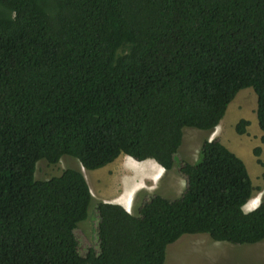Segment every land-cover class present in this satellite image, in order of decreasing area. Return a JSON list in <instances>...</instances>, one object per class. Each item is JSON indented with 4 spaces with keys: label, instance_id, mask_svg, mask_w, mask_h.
Masks as SVG:
<instances>
[{
    "label": "trees",
    "instance_id": "obj_1",
    "mask_svg": "<svg viewBox=\"0 0 264 264\" xmlns=\"http://www.w3.org/2000/svg\"><path fill=\"white\" fill-rule=\"evenodd\" d=\"M247 88L264 133V0H0V264H166L184 235L264 242V198L244 210L251 176L218 140L178 163L179 198L147 194L136 215L95 201L79 167L35 178L63 157L170 172L184 129L212 132ZM90 209L98 250L82 255Z\"/></svg>",
    "mask_w": 264,
    "mask_h": 264
},
{
    "label": "rangeland",
    "instance_id": "obj_2",
    "mask_svg": "<svg viewBox=\"0 0 264 264\" xmlns=\"http://www.w3.org/2000/svg\"><path fill=\"white\" fill-rule=\"evenodd\" d=\"M256 110L257 95L252 88H247L238 93L224 118L212 132L185 128L175 168L170 172H164L162 178L163 168L153 160L142 162L144 166L141 165L139 168L142 167L143 171L144 168L148 170L141 173V170L136 171L132 169L130 163H126V159H133L125 155H121L108 166L93 171L85 170L71 157H63L56 165L41 160L37 164L35 178L48 180L61 175L66 168L79 167L85 174L97 202L115 203L118 194L129 195L134 191L136 195L133 198L131 213L136 215L137 208L142 206L147 194L159 192L171 200L179 198L186 187V180L178 172V163L182 160L191 164L197 163L203 142L218 140L239 156L247 166L256 190L253 198L244 207V210L249 212L264 198V166L258 163L259 159L264 162V133L259 128ZM240 120L249 122L244 134H238L236 131ZM257 149H260L259 157L255 153ZM98 223L97 210L90 209L87 220L81 222L75 231L82 255L90 248L98 250ZM166 264H264V242L255 245H235L215 242L206 234L184 235L167 248Z\"/></svg>",
    "mask_w": 264,
    "mask_h": 264
},
{
    "label": "crops",
    "instance_id": "obj_3",
    "mask_svg": "<svg viewBox=\"0 0 264 264\" xmlns=\"http://www.w3.org/2000/svg\"><path fill=\"white\" fill-rule=\"evenodd\" d=\"M130 158V157H129ZM155 162V161H154ZM158 164V163H157ZM159 165V164H158ZM160 166V165H159ZM161 167V166H160ZM163 168V167H161ZM164 168L163 171H161L162 176L161 178L164 176ZM151 177L153 178L154 175H151ZM91 189V188H90ZM92 190V189H91ZM137 190V189H136ZM118 198L116 199V202L113 204H118L121 205L125 210H127L128 212H131V210H133V205H134V196L136 195L135 192H131L129 193V195H125V194H118ZM108 203H112V202H108Z\"/></svg>",
    "mask_w": 264,
    "mask_h": 264
},
{
    "label": "bare ground",
    "instance_id": "obj_4",
    "mask_svg": "<svg viewBox=\"0 0 264 264\" xmlns=\"http://www.w3.org/2000/svg\"><path fill=\"white\" fill-rule=\"evenodd\" d=\"M127 160V162L126 163H130L131 165H132V169L134 168L136 171L138 170V171H140L141 173H145V171H147V170H145V168H144V171H143V169H141V168H139L142 164H144V163H140V162H138V161H135V160H130V159H126ZM148 163V162H147ZM153 163V162H152ZM149 164H151V163H149ZM157 165V164H156ZM142 166H144V165H142ZM149 166V165H148ZM158 166V165H157ZM157 166H154L155 168H157ZM130 167V166H129ZM150 167H151V165H150ZM149 167V168H150ZM159 168V167H158ZM157 168V169H158ZM151 170V169H150ZM154 170H156V169H154ZM153 170V171H154ZM160 170V169H159ZM156 172V171H155ZM159 171L157 170V173H158ZM139 173V172H138ZM151 173V172H150ZM153 173V172H152ZM156 173V174H157ZM133 189V188H132Z\"/></svg>",
    "mask_w": 264,
    "mask_h": 264
}]
</instances>
